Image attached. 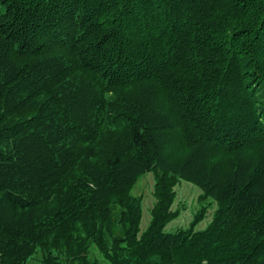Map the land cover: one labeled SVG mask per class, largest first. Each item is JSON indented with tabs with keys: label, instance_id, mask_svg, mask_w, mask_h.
<instances>
[{
	"label": "trees",
	"instance_id": "obj_1",
	"mask_svg": "<svg viewBox=\"0 0 264 264\" xmlns=\"http://www.w3.org/2000/svg\"><path fill=\"white\" fill-rule=\"evenodd\" d=\"M0 264H264V0H0Z\"/></svg>",
	"mask_w": 264,
	"mask_h": 264
},
{
	"label": "rangeland",
	"instance_id": "obj_2",
	"mask_svg": "<svg viewBox=\"0 0 264 264\" xmlns=\"http://www.w3.org/2000/svg\"><path fill=\"white\" fill-rule=\"evenodd\" d=\"M154 185V175L149 173L140 178L132 191L134 195L143 198L142 231H145L150 223L151 210L156 202L153 194ZM175 190L177 195L172 209L179 211L180 214L175 220L166 226L165 230L168 232L189 228L201 209L199 197L202 194V191L196 185L181 181V183L176 186ZM206 204L209 206L208 211L203 220L196 226V230L206 229L211 224L217 211V203L212 199H208Z\"/></svg>",
	"mask_w": 264,
	"mask_h": 264
}]
</instances>
